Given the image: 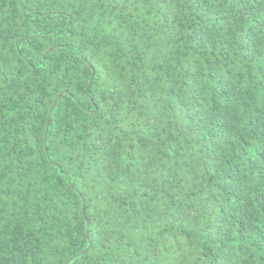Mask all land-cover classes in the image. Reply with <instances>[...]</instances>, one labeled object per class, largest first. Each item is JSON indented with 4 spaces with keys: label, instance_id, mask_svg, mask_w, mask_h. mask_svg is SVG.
<instances>
[{
    "label": "trees",
    "instance_id": "trees-1",
    "mask_svg": "<svg viewBox=\"0 0 264 264\" xmlns=\"http://www.w3.org/2000/svg\"><path fill=\"white\" fill-rule=\"evenodd\" d=\"M0 264H264V0H0Z\"/></svg>",
    "mask_w": 264,
    "mask_h": 264
}]
</instances>
